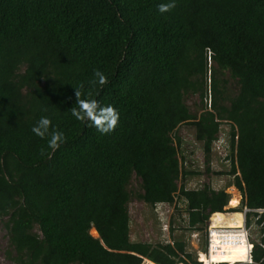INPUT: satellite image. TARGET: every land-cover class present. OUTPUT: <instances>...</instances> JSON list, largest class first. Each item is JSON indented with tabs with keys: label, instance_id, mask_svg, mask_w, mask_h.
<instances>
[{
	"label": "trees",
	"instance_id": "16d2710c",
	"mask_svg": "<svg viewBox=\"0 0 264 264\" xmlns=\"http://www.w3.org/2000/svg\"><path fill=\"white\" fill-rule=\"evenodd\" d=\"M162 2L0 0V223L13 264H199L181 239L131 241L132 197L180 203L187 230L203 234L201 252L211 214L226 226L221 213L246 210L245 228L260 234L248 264H264V0H176L160 13ZM97 70L107 84L93 83ZM80 85L82 99L119 111L115 131L72 116ZM194 96L199 114L185 103ZM42 116L66 137L56 150L32 132ZM222 123L223 174L240 196L229 210L238 197L223 189L178 185L199 175L180 163L178 127L194 129L207 165ZM243 251L236 242L220 252Z\"/></svg>",
	"mask_w": 264,
	"mask_h": 264
},
{
	"label": "rangeland",
	"instance_id": "374dc122",
	"mask_svg": "<svg viewBox=\"0 0 264 264\" xmlns=\"http://www.w3.org/2000/svg\"><path fill=\"white\" fill-rule=\"evenodd\" d=\"M185 103L191 113L199 114L201 112L196 96L186 98ZM228 131V125L222 123L219 127V140L212 144L209 162L206 165L204 163V154L202 153L201 145L195 140L194 129L188 125H181L178 127L175 135L180 140V146L177 149L180 163H182V166L186 168L188 172L197 171L199 173L197 176H187L184 180L179 181L178 185L183 184L186 189H197L202 185H206L215 191L223 189L224 192L229 195V201L232 196H237L239 203L240 196L238 192L230 186L232 177L223 174L230 169V159L225 157L228 156L229 153L226 144V135ZM206 167L208 168L207 172L205 170ZM128 189L131 194L139 192L138 180L136 178L132 177ZM238 203L235 207H230L229 203H227L225 209L238 208ZM127 213L129 217V238L131 241L148 242L151 244L167 243L170 242L173 237L184 241L187 244L189 251L194 252L195 254L200 252L203 234L193 233L187 230L184 221L183 207L180 203L175 202V207L174 205H164L153 209V207H149L132 197L127 204ZM223 214L230 213L226 212ZM235 215H238V213ZM169 221L172 229L171 237L170 234H168ZM238 221H241V219H238ZM241 226H238L237 228H240ZM246 230L248 240L257 242L260 234L258 228L255 227L253 222ZM233 233L234 232H232V234ZM234 236L238 237L235 238L234 241L237 242L244 251L234 257H229L219 251L214 254V261L231 262L234 259H247L248 244L246 243V240L236 234H234ZM7 252V238L5 230L0 223V264H13L7 255ZM216 255L220 257L216 258ZM143 264L146 263L144 262Z\"/></svg>",
	"mask_w": 264,
	"mask_h": 264
},
{
	"label": "clouds",
	"instance_id": "9594fccd",
	"mask_svg": "<svg viewBox=\"0 0 264 264\" xmlns=\"http://www.w3.org/2000/svg\"><path fill=\"white\" fill-rule=\"evenodd\" d=\"M175 7H176V0H166V2H162L159 5H157V9L160 13L170 12ZM94 76L96 79L93 81V83H98L100 85H105L108 83V78L104 73L97 70L96 72H94ZM83 87H84L83 85H80L79 87L74 88L76 106L71 107L72 116H74L78 121L88 122L90 126L95 127L96 130L100 132L101 134H109L115 131V129L118 127L119 120H120L119 111L111 104H108V105L102 104L98 99H94L91 97L82 99L81 97L84 94ZM208 102L209 101L207 100V107H208ZM32 132L42 139L47 138L48 147L53 150L58 149L61 146V144L66 142V137L64 133L60 131L58 128L54 127L52 119L48 116L40 117L37 123L32 127ZM218 140L219 139L217 138L215 142H217ZM226 144H227V139H226ZM161 205L164 206L165 204H161ZM166 206H169V205H166ZM231 209H236V208H231ZM224 210H229V209L224 208ZM245 212L246 210H243L242 212H238V213H242L241 214L242 219H243L242 226L246 230L245 225H244V213ZM263 212L264 210L257 211V213H263ZM228 213H233V212H228ZM211 215L209 216L205 224V230H206L207 224L208 223L210 224ZM225 215H228V214H225ZM205 230H204V233H205ZM246 243L248 244V246H251L252 248V245L249 243V240H248V234H247ZM205 251H206V242H205ZM198 253H205V252L200 251ZM249 257H250V252H249ZM196 258H197V254H196ZM247 260L245 262L234 263V264H248ZM145 261L147 260L143 259L141 264H143ZM221 264H225V263H221Z\"/></svg>",
	"mask_w": 264,
	"mask_h": 264
},
{
	"label": "built area",
	"instance_id": "2783aa9c",
	"mask_svg": "<svg viewBox=\"0 0 264 264\" xmlns=\"http://www.w3.org/2000/svg\"><path fill=\"white\" fill-rule=\"evenodd\" d=\"M161 204L155 205L154 209L161 207ZM234 231L233 234L230 232ZM234 234L238 235L239 237H244V239H247V232L244 229L243 226L236 229H228L224 226H217L212 227L211 224H207L206 230H205V242H206V251L205 253H197L196 261L199 264H221V263H214L210 260V255L215 254L219 251H222L223 249H227L228 246L234 245L236 242H234L235 237ZM251 246H248V260L247 262H250L249 252H250ZM146 264H151L150 262L145 261ZM229 264V263H225Z\"/></svg>",
	"mask_w": 264,
	"mask_h": 264
},
{
	"label": "bare ground",
	"instance_id": "6f19581e",
	"mask_svg": "<svg viewBox=\"0 0 264 264\" xmlns=\"http://www.w3.org/2000/svg\"><path fill=\"white\" fill-rule=\"evenodd\" d=\"M237 213H232V214H229L227 219H226V226L225 228H228V229H236L238 226H241L242 225V215L240 213H238V215H235ZM238 219H241V221H238ZM211 226L214 227L212 225V223L210 222ZM231 232H234V231H231ZM244 238V237H242ZM248 248V246H247ZM217 257H220L218 255H216V258ZM215 258V257H214ZM247 259H248V254H247ZM213 262H219V261H214L212 260ZM231 264V263H229Z\"/></svg>",
	"mask_w": 264,
	"mask_h": 264
}]
</instances>
